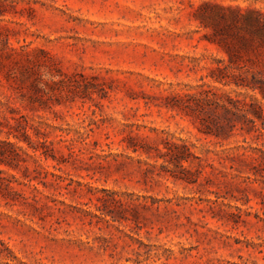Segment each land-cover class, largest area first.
<instances>
[{
    "label": "rangeland",
    "instance_id": "rangeland-1",
    "mask_svg": "<svg viewBox=\"0 0 264 264\" xmlns=\"http://www.w3.org/2000/svg\"><path fill=\"white\" fill-rule=\"evenodd\" d=\"M214 99L264 121V0H0V264H264V128Z\"/></svg>",
    "mask_w": 264,
    "mask_h": 264
},
{
    "label": "trees",
    "instance_id": "trees-1",
    "mask_svg": "<svg viewBox=\"0 0 264 264\" xmlns=\"http://www.w3.org/2000/svg\"><path fill=\"white\" fill-rule=\"evenodd\" d=\"M257 24H261L259 20H256ZM216 105L219 106L223 112L217 113L216 116L211 118L212 125H206V129L203 131L207 134L214 135L216 138H225L227 136V133L233 130V128L236 126V119L237 118H243L244 121L248 120V122L252 123V125L255 127L256 125V119L260 121V128H264V121L262 119V115L259 112V110L255 109L253 112L252 118L247 117L246 112H248V109L239 108L235 101L232 99H228L227 102L224 101H217ZM179 106V105H178ZM243 111L242 113H239L238 111ZM241 129H244V126L241 125ZM258 129V128H256ZM180 150V155H177L176 152H174L171 148L170 150L174 152L176 157H179L180 160L188 161L193 156V154L190 151V148L188 145L183 144L180 146H173V149ZM178 153V154H179Z\"/></svg>",
    "mask_w": 264,
    "mask_h": 264
}]
</instances>
